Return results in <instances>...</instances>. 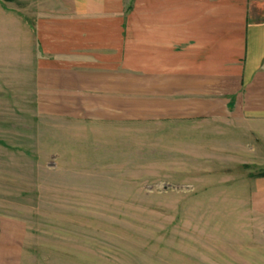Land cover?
<instances>
[{
  "label": "rangeland",
  "instance_id": "1",
  "mask_svg": "<svg viewBox=\"0 0 264 264\" xmlns=\"http://www.w3.org/2000/svg\"><path fill=\"white\" fill-rule=\"evenodd\" d=\"M60 3L0 0V264H264V139L41 114L25 45Z\"/></svg>",
  "mask_w": 264,
  "mask_h": 264
},
{
  "label": "crops",
  "instance_id": "2",
  "mask_svg": "<svg viewBox=\"0 0 264 264\" xmlns=\"http://www.w3.org/2000/svg\"><path fill=\"white\" fill-rule=\"evenodd\" d=\"M60 1L61 11L40 14L37 45H25L42 115L264 139V4ZM256 187L264 200V177Z\"/></svg>",
  "mask_w": 264,
  "mask_h": 264
}]
</instances>
